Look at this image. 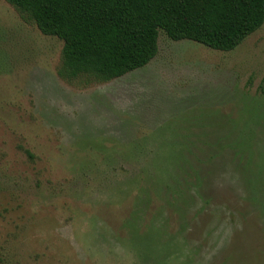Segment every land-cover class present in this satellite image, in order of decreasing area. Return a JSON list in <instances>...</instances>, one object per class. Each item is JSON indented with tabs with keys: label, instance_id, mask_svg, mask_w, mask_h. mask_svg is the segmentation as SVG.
<instances>
[{
	"label": "rangeland",
	"instance_id": "374dc122",
	"mask_svg": "<svg viewBox=\"0 0 264 264\" xmlns=\"http://www.w3.org/2000/svg\"><path fill=\"white\" fill-rule=\"evenodd\" d=\"M62 47L0 0V264H264V25L88 86Z\"/></svg>",
	"mask_w": 264,
	"mask_h": 264
},
{
	"label": "trees",
	"instance_id": "16d2710c",
	"mask_svg": "<svg viewBox=\"0 0 264 264\" xmlns=\"http://www.w3.org/2000/svg\"><path fill=\"white\" fill-rule=\"evenodd\" d=\"M4 1L23 22L63 43L57 75L86 86L107 83L148 65L158 54L160 32L174 42L187 40L227 53L264 25V0ZM25 153L32 158L29 151ZM156 155L164 163H182V175L170 188H178L179 183L188 186L187 162L176 160L178 148L165 147ZM167 181L160 174L150 187L163 190ZM202 187L198 183L196 194Z\"/></svg>",
	"mask_w": 264,
	"mask_h": 264
}]
</instances>
